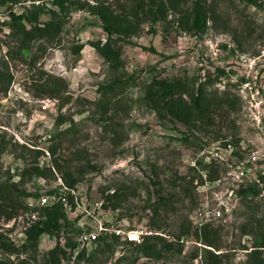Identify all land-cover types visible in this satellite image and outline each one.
Segmentation results:
<instances>
[{
	"label": "rangeland",
	"instance_id": "374dc122",
	"mask_svg": "<svg viewBox=\"0 0 264 264\" xmlns=\"http://www.w3.org/2000/svg\"><path fill=\"white\" fill-rule=\"evenodd\" d=\"M86 1L93 4L97 0ZM207 1L220 16L215 26L209 20L206 31L195 36L179 30L170 12L166 20L153 26L154 32L144 23L130 43L118 41L124 62L119 71L111 70L88 44L79 54L72 52L80 42L104 38L97 16L72 6L56 42H33L28 54L18 55V41L2 24L7 16L0 7V68L12 76L8 89L0 93V184L8 183L12 197L28 206L32 194L36 198L40 192L58 188L63 174L80 177L74 188L87 202H102V193L118 192L121 196L118 209L104 208L109 219L172 242L169 250L158 245L160 257L142 255L134 244L107 247L104 242L94 243L89 247V259L85 255L74 264H204L200 255L204 248L227 254L223 264H247L253 235L242 229L264 215L262 194L243 199L236 191L231 210L208 224L218 248L190 234L184 236L179 252L180 243L173 238L188 223L194 224L202 195L210 196L223 183H205L201 172L207 174V169L198 160L204 161L206 156L214 159L212 171L222 178L225 160L232 162L229 158L235 157L228 154L232 145L226 147L225 143L235 138L240 140L241 157L254 153L264 159V0ZM34 4L57 9L52 0H22L14 11L32 10ZM48 18L47 11L40 15V20ZM154 76L179 77L194 88L202 84L207 93L222 98L223 106L213 113L215 122L189 129L169 116L160 118L143 98L145 86ZM115 77L124 82L103 97L99 86ZM56 78L67 84L58 97L48 93ZM60 119L66 121L59 126ZM62 128L64 134L59 131ZM31 148L42 153L37 155ZM36 161L41 166L57 163L58 167H52L46 178H21V169ZM258 162L254 170L264 176V161ZM160 194L166 203L153 215L151 209ZM208 200L213 202L210 197ZM39 208L35 203V216ZM29 211L18 209L19 215ZM80 212H71L69 221ZM25 221L12 223L0 215V233L19 238L16 245H20ZM72 229L67 234L75 238ZM55 242L56 237L44 235L34 248L19 247L11 257L0 256L43 264L45 253Z\"/></svg>",
	"mask_w": 264,
	"mask_h": 264
},
{
	"label": "trees",
	"instance_id": "16d2710c",
	"mask_svg": "<svg viewBox=\"0 0 264 264\" xmlns=\"http://www.w3.org/2000/svg\"><path fill=\"white\" fill-rule=\"evenodd\" d=\"M22 0H0V7L3 8V13L6 14L7 19L2 21L11 35L16 38L15 52L17 54H28L31 43L33 42H47L54 43L59 39L63 26L65 23L64 17L67 16L70 7L85 10L90 14L97 16L101 22V29L104 34L103 39L88 40L85 43H78L72 48L74 54H79L85 44L91 46L98 55H100L107 66L113 71H119L123 68L124 62L122 59V49L118 44L121 42H131L130 38L136 36L141 31L144 23L149 24V31H153V26L157 22L167 19L168 13H172L176 17V27L179 30L191 33L195 36L203 34L208 28V21L211 20L213 26L216 21H219V14L209 4L207 0H130L128 4L117 0L114 4L107 2V0H97L96 3H90L86 0H52V4L57 9H45L44 6L34 4L32 10L16 13L14 6ZM251 3H256L257 0H242ZM47 11L49 18L40 20V15ZM215 29H219L215 27ZM225 29V28H224ZM144 49L156 51L154 48ZM9 49L7 50V52ZM223 73L219 67L216 68ZM53 81V87L48 93L54 97H58L59 90L66 89V82L63 78H56ZM123 79L115 77L114 80L108 84L99 86L98 91L103 97H107L118 85L122 84ZM207 82H211V76L206 78ZM12 76L3 74L0 68V93L8 89ZM144 102L153 109L160 118L169 116L173 120L180 122L189 129L199 128L203 125H211L215 122L214 111L223 106L222 98H215L214 95L209 94L202 87V84L194 88L193 85L179 77L171 80L165 77L154 76L146 84L144 90ZM98 106L102 104L97 103ZM103 116V115H102ZM66 119H60L58 125L60 126ZM64 134L65 128L59 130ZM240 140L235 138L233 141L225 143L226 147L232 145V150H229L230 155L241 156ZM34 149L37 155L41 154L39 148ZM36 155V156H37ZM206 160V157H204ZM231 159V158H229ZM198 160L203 167L207 169V178L209 180L216 179L212 168L215 166L214 159ZM58 167V164L52 166H41L39 162H35L24 166L21 169V178H40L48 177L52 174V167ZM264 182V176H258ZM63 183L69 187L74 188L77 180L80 177H74L70 174H63ZM10 185L7 183L0 184V215H3L6 220L17 217L20 213L18 209L33 210L34 207L27 206L26 203L18 202L12 197ZM61 186L54 189H47L44 193H59ZM238 194L243 199H254L262 192V187L258 183H250L246 186L239 187ZM41 193V192H40ZM39 194L36 195L38 199ZM30 200L35 199V194H32ZM69 195V194H68ZM71 199V197H69ZM121 196L118 192L104 194L102 193V206L105 209L116 210L120 207ZM165 196L160 194L157 202L152 206L153 215H157L158 210L165 205ZM40 212L37 218L34 219L25 229V238L20 245H16L7 234L0 233V253H4L9 257L11 254H16V250H25L34 248L38 245L40 238L44 235L56 237V242L52 248L47 250L44 255L43 264H61L62 260L68 259L70 253L76 247V237L68 236L67 230L72 229L77 235L78 230L75 228L74 222L69 221L68 215L65 212L64 206L60 202L53 204H46L40 206ZM258 215V214H256ZM154 219H150V224H154ZM210 223L204 224L200 229L195 224L188 225L182 228L179 233L173 236L176 243H180L178 251H182L184 236L194 235L201 238L205 244L211 247H219L215 244L212 236V228ZM159 228V226H157ZM192 228V229H191ZM243 232L253 235L250 251L246 252L247 264H264V215L257 216V219L250 222L249 226H243ZM192 231V232H191ZM191 232V233H190ZM63 238V240H61ZM109 241L108 243H106ZM104 242L105 246L110 244L124 243L126 245L134 244L137 252L145 256L160 257L161 250L158 248L160 244L165 250L172 249V242H168L160 234H143L139 242L135 240L120 239L115 235H104L99 237L94 243ZM105 248H100L104 250ZM244 249L248 247L244 246ZM111 250H113L111 248ZM89 249H82L76 254L75 262L79 261L85 255H89ZM204 264H223V259L227 254L214 253L208 248H204L203 254ZM86 256V257H87ZM90 256V255H89ZM89 256L86 259H89ZM0 264H30L24 260H9L0 256Z\"/></svg>",
	"mask_w": 264,
	"mask_h": 264
},
{
	"label": "built area",
	"instance_id": "2783aa9c",
	"mask_svg": "<svg viewBox=\"0 0 264 264\" xmlns=\"http://www.w3.org/2000/svg\"><path fill=\"white\" fill-rule=\"evenodd\" d=\"M215 153L217 154V152ZM228 154L230 155L229 151ZM218 156L221 157L220 155ZM209 159L210 158L206 156L207 162ZM231 159L230 160L232 162L225 160L227 168L225 169L222 178L217 177L214 180H209L206 173L201 172L205 183L211 182L218 185L221 181H223V183L219 189H213L210 193V196L207 194L204 196L202 195L199 207L196 210V217H194V224L198 229H200L204 224L210 223L220 218L223 215V212H229L231 210L233 202L237 198L236 191L239 187L246 186L250 183H258L260 186H262L261 194L264 195V182L259 179L254 170L257 166V162L260 161L258 162V164H260L261 161H264V159L261 157L257 158L254 153H252V156L249 158L235 156ZM222 161L224 160L222 159ZM262 165H264V163ZM224 184L231 185V187H225ZM60 186L61 190L59 193L47 194L41 192L38 199L35 198L30 200L28 206L31 208L34 207L35 203L39 206H42L60 202L64 206L67 215H69L71 212L81 209V212L73 218V226L78 230L76 235V247L70 253L69 258L62 260L61 264H74L76 254L82 249H89V247L94 244V242L101 236L115 235L121 239L135 240L139 242L142 239L143 234L152 233L151 231L147 230H138L123 226V224H119L109 219L106 216L107 213L102 206V202H87L86 199L83 200V198L77 196V191L75 188H69L61 181ZM69 197H71V199H69ZM208 197H210L211 201L213 200V202H210ZM24 218L27 220L25 221ZM36 218L37 216L34 215L33 210L30 209L29 212L18 215L17 217L8 220V222L13 223L16 220L22 222L25 221L22 232L19 236L21 237L25 236L24 231L26 227ZM8 222L3 224L8 225L6 224ZM7 235L16 244L19 238H14L11 234ZM11 256L12 254L9 255V257ZM13 261L16 262L15 260Z\"/></svg>",
	"mask_w": 264,
	"mask_h": 264
}]
</instances>
